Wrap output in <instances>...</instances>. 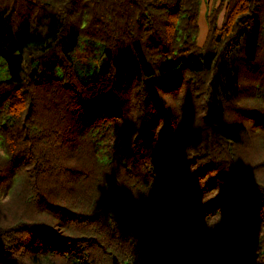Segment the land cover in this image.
Returning <instances> with one entry per match:
<instances>
[{"label":"trees","instance_id":"trees-1","mask_svg":"<svg viewBox=\"0 0 264 264\" xmlns=\"http://www.w3.org/2000/svg\"><path fill=\"white\" fill-rule=\"evenodd\" d=\"M202 1L0 0V264H264V0Z\"/></svg>","mask_w":264,"mask_h":264},{"label":"rangeland","instance_id":"rangeland-1","mask_svg":"<svg viewBox=\"0 0 264 264\" xmlns=\"http://www.w3.org/2000/svg\"><path fill=\"white\" fill-rule=\"evenodd\" d=\"M213 3L212 0H203L201 3V9H200V16H199V35H198V40L197 44L199 47H202L208 37L209 34V27L206 22V17L209 15L210 11L212 10L213 7H217L219 4V0L214 1ZM222 22V14L219 15L218 19V24L220 25ZM87 56V55H86ZM98 56H94L92 53L91 57L90 55L86 57L87 62H97L98 61ZM6 76L2 75L1 79H4Z\"/></svg>","mask_w":264,"mask_h":264},{"label":"crops","instance_id":"crops-1","mask_svg":"<svg viewBox=\"0 0 264 264\" xmlns=\"http://www.w3.org/2000/svg\"><path fill=\"white\" fill-rule=\"evenodd\" d=\"M213 1V3H215L214 1H216V0H212Z\"/></svg>","mask_w":264,"mask_h":264}]
</instances>
